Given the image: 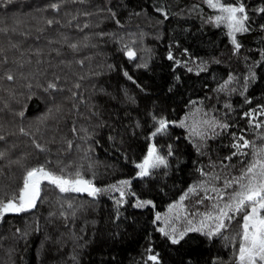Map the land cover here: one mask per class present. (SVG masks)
I'll use <instances>...</instances> for the list:
<instances>
[{
	"label": "trees",
	"instance_id": "16d2710c",
	"mask_svg": "<svg viewBox=\"0 0 264 264\" xmlns=\"http://www.w3.org/2000/svg\"><path fill=\"white\" fill-rule=\"evenodd\" d=\"M222 2L247 13L238 50L205 0H0V200L40 165L100 189L131 182L123 198L43 182L34 208L2 217L0 264H237L242 214L219 236L188 231L176 244L156 219L193 187L186 208L205 210L214 194L202 181L239 177L252 149L233 156L238 137L264 146V0ZM190 111L228 127L197 145ZM153 144L167 165L138 177Z\"/></svg>",
	"mask_w": 264,
	"mask_h": 264
},
{
	"label": "snow or ice",
	"instance_id": "6c2138e0",
	"mask_svg": "<svg viewBox=\"0 0 264 264\" xmlns=\"http://www.w3.org/2000/svg\"><path fill=\"white\" fill-rule=\"evenodd\" d=\"M6 2L11 4L12 0H6ZM205 2L210 8L219 11L220 15H217L215 20L217 23L227 24L232 44L238 50L241 45L237 42L236 34L248 31L245 27V21L248 17L245 13L244 5L242 3L238 6L226 4L222 0H205ZM58 7L57 4L52 5L54 9ZM261 11H264V9H261ZM48 23L51 24L52 21H48ZM71 47L75 48L76 45H71ZM128 55L129 57H133L135 53L130 50ZM171 58L170 54L169 59ZM8 79H12V77L9 76ZM231 79L229 77V80ZM225 83L227 84L228 82L226 81ZM48 87L55 88L56 85L49 84ZM261 114L264 115V112ZM245 115H250V113H245ZM168 123L166 119H159V127L151 133L152 137L164 132L168 127ZM204 123L212 128H215L217 125L221 128L228 127L227 124H219L215 119L204 121ZM256 126L262 127L264 125L258 123ZM192 131L194 135H203L195 129ZM261 139L264 140V137H261ZM237 141V143L233 144L236 151L232 155H248L243 149L251 148L252 159L246 162V167L242 170L239 177H234L224 182L225 188H232L233 185H236V187L229 194L223 206L221 207L219 204L215 205V215L211 212L205 213L204 219L200 221L199 228H189L188 231H203L207 229L205 232L207 236L218 235L227 227L228 222L235 219L236 215L242 214L240 243L236 256L237 264H264V146L257 147L253 141H249L243 136L238 137ZM37 147L39 148L40 145H37ZM171 154V148H169L168 155ZM2 155L3 153H0V156ZM160 165H167L166 158L158 153L154 144L150 145L143 161L136 165V168L139 169L136 175L138 177L148 176L151 169H155ZM60 173L56 174V172L47 169L44 165L27 170L23 178V187L20 189L19 194L8 199L6 202L0 200V217H3L7 213H20L34 208L37 199L40 197L41 184L44 181L55 185L61 193H87L89 196L95 197L101 191L112 190L119 192L121 198L125 196V188L131 183L128 180H121L118 182L119 186L113 184L108 189H100L94 185L92 180L86 179L79 170H76L74 173L64 174V170L61 169ZM216 179H219V177H216ZM195 191V188L189 189V192ZM211 191L218 193V198L222 201L224 200V196L220 193L219 189L213 187ZM184 199L185 197L182 196L181 201ZM209 199H212V197H209ZM121 202V200H118L117 204ZM200 202L202 203V201ZM151 203V201L138 200L135 207L141 208ZM68 207L71 208L72 205L69 204ZM156 219H161L159 213H157ZM207 221H213V224L209 225ZM159 231L166 236L170 235L163 228L159 229ZM173 232H175V229H173ZM179 235L182 238L185 233L181 232ZM172 243H179V239L173 237ZM148 259L157 261L158 258L156 255H150Z\"/></svg>",
	"mask_w": 264,
	"mask_h": 264
},
{
	"label": "rangeland",
	"instance_id": "374dc122",
	"mask_svg": "<svg viewBox=\"0 0 264 264\" xmlns=\"http://www.w3.org/2000/svg\"><path fill=\"white\" fill-rule=\"evenodd\" d=\"M212 10L215 11V15L211 19H209L208 22H212L215 25L223 26L227 30V32L229 33V29H228L226 23H217L215 20V17L217 15H220L219 11L215 10V9H212ZM246 15H247V13H246ZM245 27H246V21H245ZM238 34L239 33L236 34V39H237ZM230 39H231V37H230ZM231 41H232V39H231ZM187 118H188L187 119L188 121L186 122L185 126H187V128L189 130L190 138L192 139V141L194 143H196L197 145H200L201 142L204 141L206 137L208 138L209 135H211V131L213 130V128L209 127L207 124H205L204 121L213 120V119H215V117H213V114H209V113L204 114L201 111L200 112L190 111ZM158 121H157V127H159ZM193 129H195L197 132L202 133L203 135L202 136L201 135H194L193 131H192ZM161 134L162 133H159L156 136L158 137ZM249 149H251V148H249ZM158 153L160 154L159 151H158ZM246 153H247V151H246ZM160 155H162V154H160ZM224 179L225 178L216 179V177L215 178H207L206 182L202 181L201 185L199 187V189L206 190V191L209 189L211 190L213 187L219 189L220 193L223 194V196H224L223 201L218 198V195H219L218 193L212 191L214 196L212 197V199H210L211 202H210V200L207 202L208 206L205 205V207H207L205 210L202 211L199 209L198 206H196L194 211H189L185 206V199L183 201H181V198H180L178 201L172 203L171 204L172 207L170 208V206H169L164 214L160 215L161 219L158 221V222H160L159 228L160 229L163 228L165 230V232L169 233L170 235H168V236L171 238V240L173 237L180 239L181 237L179 234L181 232H184L186 235L189 228H199L200 221L202 219H204V214L211 212V213H213V215H215L214 206L219 204L222 207L223 203L227 200L229 194L235 189L236 185H233L234 189L232 191H229L228 188H225ZM44 182H46V181H44ZM193 188H195V187H193ZM196 190H197V188H196ZM115 192L116 191H113V193H115ZM190 193L191 192L188 191L186 193L187 195H184V197L186 198ZM209 197H211V196H209ZM1 219H2V217H0V221H1ZM231 222L227 223V227L224 230H222V232H224L230 226ZM207 223L209 225H212L213 221H207ZM173 229H175V232H173ZM206 231H207V229H204L203 231H200V232L205 234ZM222 232L220 234H222ZM220 234L214 235L211 237H216V236H219Z\"/></svg>",
	"mask_w": 264,
	"mask_h": 264
}]
</instances>
